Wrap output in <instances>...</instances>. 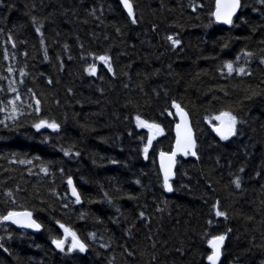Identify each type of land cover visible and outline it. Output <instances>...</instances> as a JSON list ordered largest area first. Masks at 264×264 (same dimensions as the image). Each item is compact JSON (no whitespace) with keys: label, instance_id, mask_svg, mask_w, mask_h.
<instances>
[{"label":"trees","instance_id":"trees-1","mask_svg":"<svg viewBox=\"0 0 264 264\" xmlns=\"http://www.w3.org/2000/svg\"><path fill=\"white\" fill-rule=\"evenodd\" d=\"M130 2L132 18L119 0H0V264H211L220 235L218 264H264V0L231 24L214 0ZM174 103L196 155L177 156L168 191ZM17 210L41 229L2 220Z\"/></svg>","mask_w":264,"mask_h":264},{"label":"water","instance_id":"water-1","mask_svg":"<svg viewBox=\"0 0 264 264\" xmlns=\"http://www.w3.org/2000/svg\"><path fill=\"white\" fill-rule=\"evenodd\" d=\"M119 1H120L121 5H122L123 9L125 10V12L128 14L127 8L124 7V4L121 2V0H119ZM221 2L222 3H226L227 0H221ZM129 3L131 4L130 0H129ZM240 4H241V0H240ZM239 9H240V7L237 8L236 12L232 15V19L236 15V13L238 12ZM132 10H133V8H132ZM216 10H217V0H214V8H213L212 16H213V18H214V20L216 22H218L220 24H226L223 21H218L216 19L215 15H214ZM130 17L132 18V16H130ZM175 105H177V104L174 103V113H175V116H176V122H175V124L173 126L174 143H173L171 151L162 152L163 156L161 155L162 154L161 153L159 158H158V166H159V170H160V173L162 175V179H163L164 184H165V170L167 169L168 172H169V177H168V184L169 185H170V181L174 178V175H175V167H176V158H177V156H180V155L183 156V155H186V154H189L191 156H195L196 155L195 132H194V129H193L189 114L181 106L178 105L179 107H176ZM227 121H228L227 117H222L216 124L212 125V129L214 130V132L217 135L220 136V134L217 132L216 129H218V128L222 129L224 127V125L227 124ZM190 145H194V147H191ZM193 152H195V155L192 154ZM68 189H69L70 196L72 198H74L75 200H77V196H78L79 200H77V201L81 202L80 195H79L76 187L74 186L73 182L71 183V185H69V183H68ZM73 189H75L76 195H73ZM13 213H30V212L28 210H17V211H13ZM8 214H6L5 216H7ZM5 216H3V217H5ZM2 220L4 222H8V223H10V224H12V225H14L16 227L24 228V229H26L28 231H31V232H38L41 229V226L39 227V229L33 228V227H25L24 226L25 224L29 223L30 221H35L36 224H39L34 219L32 214H31L30 217L20 215V216H13L12 219H10V220H4L3 218H2ZM67 237H71L72 238V243L73 244L76 241H79V243H82L78 239H76V241H74L73 236L71 235V232L69 231L68 233H65V230H64V238H67ZM210 247H211V250L213 252L211 244H210ZM76 248H78V247H76ZM221 248H222V245L220 246V256H219V259L217 260L216 264H218V262L220 260V257H221ZM212 252H211L210 255H212Z\"/></svg>","mask_w":264,"mask_h":264},{"label":"snow or ice","instance_id":"snow-or-ice-1","mask_svg":"<svg viewBox=\"0 0 264 264\" xmlns=\"http://www.w3.org/2000/svg\"><path fill=\"white\" fill-rule=\"evenodd\" d=\"M121 2L124 4V7L127 8L128 10V14L129 16L133 15V10H132V5L129 3V0H121ZM241 6L240 4V0H227L226 3H222L221 0H217V10L214 13L216 19L218 21H223L226 24H231L232 23V15L236 12L237 8H239ZM133 23L136 22L135 19H133L132 21ZM39 30V29H38ZM169 40H171L173 47H175L177 44L180 43V41L178 39H173L172 37H168ZM99 60L104 61L105 63L108 62V57L107 56H100L98 57ZM239 59V57L237 58ZM225 67H227V69L229 70V72L231 73L234 68H233V64L231 62L227 63L225 65ZM11 71V69H10ZM89 73L92 75H95V65L90 66V68L88 69ZM109 71H111V66L109 65ZM236 71L239 72H243L244 69H237ZM12 91H15V89H11ZM18 98V97H17ZM11 103V101H10ZM37 104H39V101H37ZM176 107H179L178 105H175ZM222 117H227L228 118V122L226 125H224V127L218 128L216 129L217 132L220 134L221 139H228L230 136H233L236 134V117L232 116L229 113H222L220 117H216V119H221ZM138 120V125L139 126H146V127H158V126H154V125H147L145 122L140 121L139 117H137ZM44 122H41V124H37L35 125V127L40 128L42 126ZM48 127H52V128H56L57 125L56 124H49ZM149 143H151V137L149 138ZM191 147H194V145H190ZM147 147H145L144 151L145 153H147ZM193 155H195V152L192 153ZM65 155H68V153L66 152ZM163 156V153L161 154ZM174 155V154H173ZM24 161H21V163H23ZM168 177H169V172L166 169L165 170V188L168 191H171V186L168 184ZM69 185H71L72 181L71 179H69L68 181ZM234 183L236 184L237 187L240 186V181L239 178H237ZM73 195H76L75 189H73ZM77 200H79V197L77 196ZM27 216L30 217L31 213H13V212H9V214L5 217H3L4 220H10L12 219L13 216ZM141 215H143V213H141ZM217 216H223L224 213L220 212L219 210H217L216 212ZM25 227H33V228H37L39 229L40 225L36 224L35 221H30L29 223L24 225ZM61 227H63V225H61ZM69 230L67 228H65V233H68ZM71 235L73 236L74 241H76V237L74 233H71ZM225 240V236L224 235H220L217 237H214L213 240L209 241V243L212 246L213 252L212 255L208 256V260L211 262V264H216L217 260L219 259L220 256V246L223 244ZM53 243L56 245L57 248H62L64 241L62 240H53ZM2 246V245H0ZM78 247L80 251H84L85 250V245H83L82 243H79V241H76L71 248L68 249V251H72L73 248Z\"/></svg>","mask_w":264,"mask_h":264},{"label":"rangeland","instance_id":"rangeland-1","mask_svg":"<svg viewBox=\"0 0 264 264\" xmlns=\"http://www.w3.org/2000/svg\"><path fill=\"white\" fill-rule=\"evenodd\" d=\"M220 119H218L219 121ZM228 122V121H227ZM151 125V124H150ZM155 126V125H154ZM150 129V134L153 136H155L156 134H159L161 132V129L159 127H149Z\"/></svg>","mask_w":264,"mask_h":264}]
</instances>
